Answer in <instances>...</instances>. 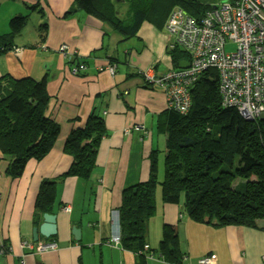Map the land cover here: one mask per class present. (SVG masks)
Instances as JSON below:
<instances>
[{"label": "crops", "instance_id": "0c3cea01", "mask_svg": "<svg viewBox=\"0 0 264 264\" xmlns=\"http://www.w3.org/2000/svg\"><path fill=\"white\" fill-rule=\"evenodd\" d=\"M7 1L14 5L0 16V38L9 33L14 16L28 15L29 20L14 39V50L1 51L0 77L45 76L52 97L49 112L60 125V134L47 156L29 161L19 178L7 173L8 160L0 150V264H134L139 255L115 245L111 238L119 229L117 208L123 190L149 179L152 153H164L158 143L165 135L157 129V117L166 110L165 95L145 85L141 71L153 67L161 74L174 66L165 59L172 41L165 28L167 18L144 21L136 36L127 39L136 42L132 43L108 23L85 13L65 18L74 0H41L42 17L25 6L35 0H0V8ZM114 3L118 16L125 17L126 2ZM43 20L47 35L40 44L38 26ZM77 63L84 66L73 74ZM110 65L115 66L114 75L105 69ZM94 108L108 135L99 144L91 177L57 180L72 162L64 150L67 137L73 128L84 125ZM44 180H56L51 213L57 216V234L34 241L33 228L43 215L35 213V203ZM160 204L154 217L157 225L151 228L154 218L148 224L146 264H169L156 252L164 224L178 231L186 255L182 264H199L202 256L210 254L218 264H264V230L213 228L181 215L176 205ZM74 226L81 231L79 240L72 235ZM259 227L264 228V220ZM46 242L55 243L56 249L39 252Z\"/></svg>", "mask_w": 264, "mask_h": 264}, {"label": "trees", "instance_id": "16d2710c", "mask_svg": "<svg viewBox=\"0 0 264 264\" xmlns=\"http://www.w3.org/2000/svg\"><path fill=\"white\" fill-rule=\"evenodd\" d=\"M35 1L25 6L31 13L44 16L41 0ZM121 1L128 5L125 17L118 16L114 0H74L64 16L76 12L93 16L127 40L136 36L144 21L166 19L174 6L197 18L212 5L200 0ZM28 20V15L11 18L9 33L0 38V53L13 48L14 39ZM46 29L43 20L38 26L40 44L46 40ZM168 54L174 66L179 58H187L177 48ZM80 66L84 65L76 64ZM190 92L189 112L166 109L157 117V129L165 135L163 176L159 178V152L154 151L149 179L122 192L117 208L119 243L139 255L134 264H146L143 249H150L146 236L148 224L156 216L157 187L164 205L178 206L181 215L197 224L264 230L259 227L264 220V117L247 120L236 109L223 107L214 70L204 72ZM51 100L45 76L39 80L8 74L0 77V150L8 160L7 173L13 178L22 176L29 161L45 158L60 134V125L49 112ZM107 135L104 120L94 108L84 125L73 128L67 137L64 150L72 162L57 180H88L99 144ZM55 198L56 180L42 181L35 213H53ZM162 229L156 252L169 264H182L186 255L181 251L176 227L164 224Z\"/></svg>", "mask_w": 264, "mask_h": 264}, {"label": "built area", "instance_id": "2783aa9c", "mask_svg": "<svg viewBox=\"0 0 264 264\" xmlns=\"http://www.w3.org/2000/svg\"><path fill=\"white\" fill-rule=\"evenodd\" d=\"M165 28L172 41L167 52L176 48L187 55L180 61L188 67L172 66L158 74L153 67L141 71L144 82L160 89L165 95L166 109L186 114L191 108V89L200 76L209 69L218 76L221 105L234 108L247 120L264 113V0H218L211 8L195 18L180 6H174L166 19ZM232 41L236 48L226 51ZM64 49V47H63ZM78 67L72 73H78ZM108 70L112 75L115 66ZM68 210V207H64ZM120 242V230L111 238ZM39 252L56 249L46 242ZM199 264H217L211 255Z\"/></svg>", "mask_w": 264, "mask_h": 264}, {"label": "rangeland", "instance_id": "374dc122", "mask_svg": "<svg viewBox=\"0 0 264 264\" xmlns=\"http://www.w3.org/2000/svg\"><path fill=\"white\" fill-rule=\"evenodd\" d=\"M201 2H203V3H209V4H213L214 2H217L218 0H200ZM120 4H125L124 2H122V3H120ZM10 5H14V3H10V2H6V4L5 5H3L1 8H0V16H3V15H5V14H7L8 12H9V8H10ZM128 6V5H127ZM1 24V23H0ZM30 25L31 24H29V27H30ZM130 41H132V43H136L134 40H127V41H125V42H130ZM235 48H236V45H235V43H233L232 41H229L227 44H226V47H225V49H226V51H233V50H235ZM11 50H14V49H11ZM165 59L167 60V62H168V65L170 64V63H172L170 60H171V57H170V55L167 53L166 55H165ZM181 59H183V57L182 58H179L178 60H181ZM105 69H108V66L105 68ZM110 72V71H109ZM111 74V73H110ZM42 76V75H41ZM40 76V77H41ZM40 77H33L35 80H39L40 79ZM161 136V135H160ZM159 148H163V150H164V147H165V139H164V141H163V138L159 141ZM164 167V153H161L160 154V156L158 157V175L160 176L159 178H161L162 176H163V174H164V171H163V168ZM156 198H157V204H160V203H162L161 202V191H160V187H157V190H156ZM161 205V204H160ZM160 207V206H159ZM157 225V220H156V218H154V223H153V225L151 226V228L153 229V227H155ZM160 230V229H159ZM159 230L158 231H155L154 232V235L153 236H155V234H156V237L158 236V234H159ZM157 243V241H154V243L153 244H156ZM157 246H158V244H157Z\"/></svg>", "mask_w": 264, "mask_h": 264}, {"label": "water", "instance_id": "95a60500", "mask_svg": "<svg viewBox=\"0 0 264 264\" xmlns=\"http://www.w3.org/2000/svg\"><path fill=\"white\" fill-rule=\"evenodd\" d=\"M178 67L186 68L188 67V63L185 61H179ZM264 117V113L261 115L260 118ZM57 216L56 214L52 213H43L42 215V222L39 226L33 228V238L34 241L38 240L39 236L44 238H50L57 234ZM72 235L76 240L80 239L81 231L80 229L76 228L75 226L72 228Z\"/></svg>", "mask_w": 264, "mask_h": 264}, {"label": "bare ground", "instance_id": "6f19581e", "mask_svg": "<svg viewBox=\"0 0 264 264\" xmlns=\"http://www.w3.org/2000/svg\"><path fill=\"white\" fill-rule=\"evenodd\" d=\"M180 61V60H179ZM55 250V249H54Z\"/></svg>", "mask_w": 264, "mask_h": 264}, {"label": "clouds", "instance_id": "9594fccd", "mask_svg": "<svg viewBox=\"0 0 264 264\" xmlns=\"http://www.w3.org/2000/svg\"><path fill=\"white\" fill-rule=\"evenodd\" d=\"M117 212H118V210H117Z\"/></svg>", "mask_w": 264, "mask_h": 264}]
</instances>
